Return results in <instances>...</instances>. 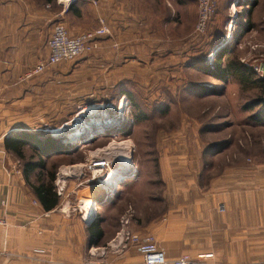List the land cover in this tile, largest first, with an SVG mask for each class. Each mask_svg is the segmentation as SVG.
I'll return each instance as SVG.
<instances>
[{
	"label": "crops",
	"instance_id": "1",
	"mask_svg": "<svg viewBox=\"0 0 264 264\" xmlns=\"http://www.w3.org/2000/svg\"><path fill=\"white\" fill-rule=\"evenodd\" d=\"M196 14V0H79L67 8L57 0H0V253L23 257H0V264H143L135 246H109L119 224L106 228L108 215L101 218V239L88 245L87 227L100 218L95 208L80 215L84 211L79 204V212L71 214L55 188L58 203L44 210L31 189L32 178L25 180L21 163L4 149L2 139L14 130H31L33 121L50 120L55 113H49L50 105L58 112L59 100L64 103L65 91L71 90L62 84V75L89 72L94 90L127 92L130 83L143 90H173L194 54ZM57 21L70 35L94 29L100 21L109 32L101 37L98 49L73 59L75 65L62 70L50 66L23 78L46 56V39ZM215 80L222 85L212 86L221 91L230 81ZM78 87L84 85L74 83L72 89ZM51 120L59 121L58 113ZM174 143L173 148L178 147ZM191 147L196 155L203 149ZM224 149L220 145L208 149V162L221 158ZM171 156L160 166L169 190L167 208L137 225L128 222V228L152 235L165 251V264L183 254L196 259L207 252L213 253L210 264H264L263 155L256 153L249 163L230 157L203 180L199 178L203 165L195 173L188 169L193 161L181 165L177 156ZM167 162L180 170L174 171Z\"/></svg>",
	"mask_w": 264,
	"mask_h": 264
},
{
	"label": "rangeland",
	"instance_id": "2",
	"mask_svg": "<svg viewBox=\"0 0 264 264\" xmlns=\"http://www.w3.org/2000/svg\"><path fill=\"white\" fill-rule=\"evenodd\" d=\"M255 1L256 6L247 19L243 14L250 7V0H219V7L205 34L208 40L209 33L212 35V43L222 35V45L232 32L249 25L250 28L243 30L240 36L236 53L244 67L259 75L253 68L264 66V0ZM187 12L189 15V5ZM236 19L238 24L234 22ZM207 47L202 52L193 51L189 60L194 63H189V67L178 75L179 81L173 90H143L137 89L138 83H130V94L126 97L118 95L121 93L118 88L107 91L90 88L92 76L89 72L62 75V84L71 87L70 91H65L64 103L59 100L58 112L50 105L49 113L55 112L50 115V120L33 121L31 131L48 134L65 145L64 156L55 159L58 165L53 182L56 192L63 194L66 211L79 212L78 205L82 206L84 198H90L94 202L93 211L100 218L108 215L106 228L111 230L119 224L120 231L118 221L122 217H128L129 223L137 225L146 216L165 211L169 190L161 177L160 166L173 159L171 155L177 156L181 165L193 161V168L188 166V169L195 173L203 165L205 171L199 173L202 180L208 173H216L222 164L229 163L230 157L248 163L256 153L264 157V125L249 123V112L243 109L256 90L240 88L235 79H231L219 95L207 94L206 90L192 86V83L204 85L205 81H209L210 86L222 85L196 68L197 63H212ZM195 52L198 54L194 57ZM75 63V60L61 61L51 67L62 70ZM78 82L84 87L72 89ZM95 104L98 108L90 114L89 107ZM56 113L59 121L51 120ZM174 141L178 145L176 148H173ZM213 144L225 146V152L221 158H214L209 163V151L205 148ZM199 145L203 149L198 155L193 154L195 151L191 146L197 148ZM179 146L183 150H179ZM100 160L108 165L93 166ZM129 161L131 165L126 166V174L112 189L103 185L110 168H118ZM173 164L168 163L172 167ZM208 164L212 167L209 172ZM177 167L173 170L179 169ZM93 211L80 210L79 213L88 215L87 212ZM0 257L23 258L7 251L0 253Z\"/></svg>",
	"mask_w": 264,
	"mask_h": 264
},
{
	"label": "trees",
	"instance_id": "3",
	"mask_svg": "<svg viewBox=\"0 0 264 264\" xmlns=\"http://www.w3.org/2000/svg\"><path fill=\"white\" fill-rule=\"evenodd\" d=\"M250 1V7L243 14V17L247 19L250 17L251 10L256 6L255 0ZM239 3L240 1H238L237 5ZM218 7L219 0L216 1L214 13ZM237 16H239V13ZM211 21L212 17L206 31H208ZM234 22L238 24L237 19ZM249 28V25H246L244 28H240L239 31L232 32L227 42L222 45H220L221 41L224 40L222 35L218 36L215 43H212V35L210 33L208 35L210 39H206L207 32L205 35L195 38V51L202 52L204 47L208 46L206 51L213 53L211 64L204 65L203 63H197L196 68L204 75L206 74L220 82L227 83L229 80L235 79L240 88L248 89L251 87L256 90L253 97L244 103L243 109L249 112V123L264 125V95L262 94V92L264 93V78L257 75L252 69L244 67L239 62L236 53L243 30L246 31ZM204 39L206 40L204 41ZM189 63L192 64L194 62L190 61ZM192 86L200 88L202 91L206 90L207 94L219 95L222 93L215 86L203 85L201 83H192ZM120 91L121 93L118 94L120 96L127 97L130 94L128 91ZM216 145H207L205 149L209 151L208 149ZM2 146L21 163L22 175L25 180L27 181L32 178L30 186L42 208L44 210L52 209L58 203V197L55 194L53 186L55 171L58 165V161L55 159L59 156H64V143H60L59 139L45 133H36L31 130H14L2 139ZM48 162L50 163L48 164ZM100 222L101 218L95 217L87 227L88 245L96 244L101 239L103 231L100 227Z\"/></svg>",
	"mask_w": 264,
	"mask_h": 264
},
{
	"label": "built area",
	"instance_id": "4",
	"mask_svg": "<svg viewBox=\"0 0 264 264\" xmlns=\"http://www.w3.org/2000/svg\"><path fill=\"white\" fill-rule=\"evenodd\" d=\"M62 6L67 8L70 4L79 0H57ZM217 0H196L197 14L193 27L192 36L198 38L206 33L208 23L214 14ZM107 27L100 21V25L94 29L81 31L75 35H70L65 26L57 21L50 30L46 39L47 54L39 59L22 77L29 79L41 73L48 67L61 61H70L81 55L90 53L100 47V39L108 33ZM259 76L264 78V66H254ZM100 162V163H97ZM94 163L93 166L108 165L104 160ZM60 191H58L59 193ZM128 217L121 218V228L110 242V247L135 246L141 254L143 264H165L167 262L165 251L159 247L155 238L150 234H139L128 228ZM213 257L212 252L200 253L196 259H192L186 254L180 255L172 261V264H210L208 259Z\"/></svg>",
	"mask_w": 264,
	"mask_h": 264
},
{
	"label": "bare ground",
	"instance_id": "5",
	"mask_svg": "<svg viewBox=\"0 0 264 264\" xmlns=\"http://www.w3.org/2000/svg\"><path fill=\"white\" fill-rule=\"evenodd\" d=\"M90 110L92 111V113L90 114H94V109L95 108H98V105L95 104V105H91L90 107ZM70 135V134H69ZM97 163H100V162H97ZM130 164V161L129 162H126L124 163L122 166L118 167V168H110L106 175L104 176V180L102 181L103 185L104 186H107L108 188H113V185L116 181L122 179V177L126 174V171L128 168H126V166H129ZM131 165V164H130ZM97 166H100L99 164H97ZM95 168V167H94ZM98 169V168H97ZM105 188V187H104ZM106 192V191H105ZM81 207H82V210H86V211H91L93 209V205H94V202L90 199V198H84L82 200V203H81ZM90 214V212H87Z\"/></svg>",
	"mask_w": 264,
	"mask_h": 264
}]
</instances>
